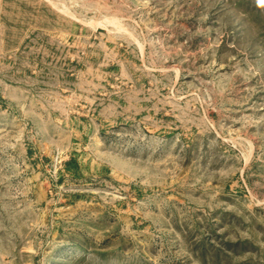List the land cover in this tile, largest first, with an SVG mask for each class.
<instances>
[{"label": "rangeland", "instance_id": "1", "mask_svg": "<svg viewBox=\"0 0 264 264\" xmlns=\"http://www.w3.org/2000/svg\"><path fill=\"white\" fill-rule=\"evenodd\" d=\"M0 264H264V0H0Z\"/></svg>", "mask_w": 264, "mask_h": 264}]
</instances>
